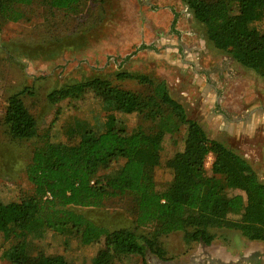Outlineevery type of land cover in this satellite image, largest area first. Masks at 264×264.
Returning a JSON list of instances; mask_svg holds the SVG:
<instances>
[{
  "label": "rangeland",
  "instance_id": "1",
  "mask_svg": "<svg viewBox=\"0 0 264 264\" xmlns=\"http://www.w3.org/2000/svg\"><path fill=\"white\" fill-rule=\"evenodd\" d=\"M19 10L22 18L17 22L0 19V202H17L32 193L25 169L34 149L47 144L73 145L85 130L99 132L103 127L102 102L92 93L58 102H51L48 95L93 78L149 94L146 85L117 78L118 74L163 81L187 119L243 158L264 183V78L217 50L184 0H85L76 13L50 10L34 0ZM20 92L37 123V136L29 141L11 139L3 123L8 97ZM116 117L129 133L139 125H150L141 122L135 112L117 113ZM185 134L182 127L162 140L154 171L158 192L173 177L169 163L183 150ZM212 161L209 155L204 164L207 172ZM122 163L100 174L112 176ZM68 210L109 231L134 229L135 206L128 195L109 199L101 208ZM229 231L234 238L243 237ZM137 232L149 235L150 231ZM212 232L213 242L229 233L227 229ZM103 242L102 238L83 245L74 236L49 230L26 239L29 255L44 253L68 264H90ZM157 243L162 258L146 250V264H213L211 254L205 253L208 246L187 242L182 232L159 236ZM226 243L238 248L235 240ZM141 261L138 256H123L115 264ZM0 264L11 263L0 255Z\"/></svg>",
  "mask_w": 264,
  "mask_h": 264
},
{
  "label": "trees",
  "instance_id": "2",
  "mask_svg": "<svg viewBox=\"0 0 264 264\" xmlns=\"http://www.w3.org/2000/svg\"><path fill=\"white\" fill-rule=\"evenodd\" d=\"M33 1L0 0V19L17 22L22 18L20 5ZM36 1L50 10L76 13L85 0ZM184 2L217 50L264 78V0ZM117 78L146 85L149 94L93 78L48 95L51 102H58L92 93L102 102L105 121L99 132L87 129L73 145L47 144L33 150L25 169L32 193L17 202H0L1 257L11 264H68L56 256L28 254L27 236L40 230L74 236L83 245L103 238V249L90 264H115L123 256H138L146 264V250L162 258L157 238L172 232H182L187 242L206 246L216 237L212 230L221 229L264 242V183L249 164L208 138L199 123L188 120L163 81L127 74ZM23 93L8 97L3 118L8 136L16 141L37 136V123L21 98ZM132 112L150 125L127 132L116 114ZM182 127L184 148L169 163L171 181L158 192L154 171L162 140ZM209 155L213 161L207 172L204 164ZM119 161L123 163L112 176L100 174ZM123 195L130 196L135 206L134 229L109 231L68 210L101 208L109 199ZM229 213L235 218L229 219ZM140 229H148L149 235L139 234Z\"/></svg>",
  "mask_w": 264,
  "mask_h": 264
},
{
  "label": "crops",
  "instance_id": "3",
  "mask_svg": "<svg viewBox=\"0 0 264 264\" xmlns=\"http://www.w3.org/2000/svg\"><path fill=\"white\" fill-rule=\"evenodd\" d=\"M232 194H240L239 191H234ZM233 216V217H230ZM235 214L229 213L228 218L233 219ZM233 231V230H232ZM228 237L212 242V246L207 247V256L211 254L213 264H264V242L250 241L243 237L241 239L234 238L231 231L228 230ZM236 241L238 248H229L227 241ZM214 244V245H213ZM209 248H211L209 250Z\"/></svg>",
  "mask_w": 264,
  "mask_h": 264
}]
</instances>
